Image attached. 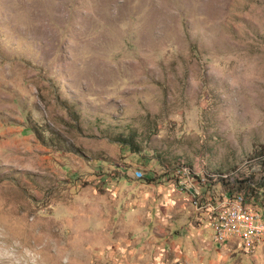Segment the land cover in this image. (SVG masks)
<instances>
[{"label": "rangeland", "instance_id": "374dc122", "mask_svg": "<svg viewBox=\"0 0 264 264\" xmlns=\"http://www.w3.org/2000/svg\"><path fill=\"white\" fill-rule=\"evenodd\" d=\"M262 143L264 0H0L5 264H264L190 206L253 207Z\"/></svg>", "mask_w": 264, "mask_h": 264}, {"label": "built area", "instance_id": "2783aa9c", "mask_svg": "<svg viewBox=\"0 0 264 264\" xmlns=\"http://www.w3.org/2000/svg\"><path fill=\"white\" fill-rule=\"evenodd\" d=\"M136 176L140 178L142 173L139 171ZM198 189L202 191L201 187ZM201 202L202 198L196 205ZM209 208L213 209V217H207L213 239L228 235L229 232H236L240 236L241 247L248 249L249 244L259 241V234L264 233L262 209L261 212L242 211L241 206H233L230 202H224V207H215V203H212L209 204Z\"/></svg>", "mask_w": 264, "mask_h": 264}, {"label": "trees", "instance_id": "16d2710c", "mask_svg": "<svg viewBox=\"0 0 264 264\" xmlns=\"http://www.w3.org/2000/svg\"><path fill=\"white\" fill-rule=\"evenodd\" d=\"M253 158H257L258 164L262 167H264V143L260 144L254 151ZM220 181H222L223 185L226 187L224 191H226L228 194L231 195L234 191H240L243 192V196L245 197L244 204H249L251 206H258L260 209L264 210V177H262L259 181L254 180V175H251L250 177H245L244 179H237L233 183V187L229 188V181L226 180L222 176V172H219L217 174ZM146 179H149L146 177ZM202 188V187H201ZM208 188H202L203 192L209 191ZM250 207V208H256V207Z\"/></svg>", "mask_w": 264, "mask_h": 264}, {"label": "crops", "instance_id": "0c3cea01", "mask_svg": "<svg viewBox=\"0 0 264 264\" xmlns=\"http://www.w3.org/2000/svg\"><path fill=\"white\" fill-rule=\"evenodd\" d=\"M190 206H191V211L193 213V224H192V227L193 229L195 228L197 233H199V237L201 239H203V241L205 240V242H208L209 244L211 243H214L216 245H218L219 247H221L224 251H230V250H234V249H237L239 251H241V245L240 243H238L237 241L235 240H231V241H227V242H224V243H219V242H216L213 237H212V232H211V229H210V226L208 224V218L206 216L205 213H200L199 211H196L194 209V207L192 206L191 202H190ZM208 214H209V211H208ZM209 217V216H208ZM207 229H209V239H206L203 235L204 233L207 231ZM264 241H261L257 244L260 245V243H263ZM246 251V249H244ZM258 251L261 250L260 247H258L257 249Z\"/></svg>", "mask_w": 264, "mask_h": 264}, {"label": "bare ground", "instance_id": "6f19581e", "mask_svg": "<svg viewBox=\"0 0 264 264\" xmlns=\"http://www.w3.org/2000/svg\"><path fill=\"white\" fill-rule=\"evenodd\" d=\"M230 204L233 205V206H241V210L242 211L261 212V209L260 208H248L247 209V208L243 207L241 204H234V203H230ZM215 207H216V204H215ZM222 207H224V205ZM231 234H233L234 236L240 238V236H239L238 233H236V232H229L228 235L221 236V237L217 238V242H226L227 240H229ZM260 234H264V233H260ZM260 234H259V240H260Z\"/></svg>", "mask_w": 264, "mask_h": 264}, {"label": "clouds", "instance_id": "9594fccd", "mask_svg": "<svg viewBox=\"0 0 264 264\" xmlns=\"http://www.w3.org/2000/svg\"><path fill=\"white\" fill-rule=\"evenodd\" d=\"M4 248H0V264H5L7 257L3 254ZM14 253H8V257L13 256ZM11 264H19V261H11ZM29 264H36V259L33 258L30 260Z\"/></svg>", "mask_w": 264, "mask_h": 264}]
</instances>
